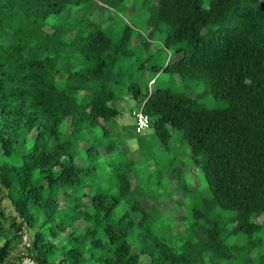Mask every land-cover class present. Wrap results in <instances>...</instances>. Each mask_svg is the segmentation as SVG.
I'll return each instance as SVG.
<instances>
[{
  "label": "trees",
  "instance_id": "obj_1",
  "mask_svg": "<svg viewBox=\"0 0 264 264\" xmlns=\"http://www.w3.org/2000/svg\"><path fill=\"white\" fill-rule=\"evenodd\" d=\"M127 1L0 0V186L20 218L17 238L32 232L21 255L38 264H264V0ZM137 3L150 35L165 27L173 48L154 67L228 103L207 108L199 95L127 85L154 147L169 150L180 131L209 192L195 205L191 185L177 192L171 209L191 203L188 216L171 214L186 222L180 251L157 236L158 208L134 180L147 135L133 120L138 147L120 149L113 122L115 65L131 55L132 26L114 41L105 14ZM173 170L178 187L185 173ZM12 249L0 237V264H11Z\"/></svg>",
  "mask_w": 264,
  "mask_h": 264
},
{
  "label": "rangeland",
  "instance_id": "obj_2",
  "mask_svg": "<svg viewBox=\"0 0 264 264\" xmlns=\"http://www.w3.org/2000/svg\"><path fill=\"white\" fill-rule=\"evenodd\" d=\"M132 2L133 0H128L127 5L131 6ZM75 15L80 16L81 11H76ZM105 18L107 22H104V30L114 41L120 38L125 26H132L130 37L131 55L123 57L121 62L115 65V71L118 74L112 83L116 97L111 104L120 112L113 121L116 125L115 133L119 135L117 139L120 142V149L124 146L131 150L138 147L136 139L131 137L129 131V127L133 124L131 113L137 108L134 99L127 93V85L134 81L143 91L150 92L158 87L170 88L175 92H186L193 97L199 95V104L207 108L223 109L227 107L228 103L224 100L215 99L203 83L195 84V82L176 75H169L162 72L160 68L156 69L154 67V65L163 64L166 56L173 53V48L168 49L164 46L165 27H161L152 36L150 35V28L146 26L147 12L141 9L138 3L135 4L134 8L130 7L121 12L110 9L106 12ZM53 19L50 18V20ZM65 75L63 70L58 74L59 78H64ZM70 121L71 117L64 120L61 125L63 130H70ZM142 134L147 135V137L140 151L141 157L136 158L138 168L134 174V180L137 182V187L144 191L154 203V206L158 208L161 217L157 218V224H155L157 236L175 250L180 251L181 239L185 235L186 222L183 225L180 222L175 223L171 214H175V219L179 218L183 212L188 216L191 203L190 199L186 198L184 200L187 204L185 211L183 208L171 209L172 203L178 199L177 192L183 191V184L191 185L195 189V198L192 200L194 205L202 197L208 196L209 192L200 168L191 162V150L181 137L180 131H172L169 150H165L163 145L154 147L155 139L152 136V130H147ZM77 141L78 143L81 142L79 139ZM9 159L18 162L15 156ZM2 161L3 157L0 158V163ZM148 161L153 162V165L150 163L147 165ZM172 170L173 172L181 170L185 173L183 177H180L181 185L178 187H176L177 182L175 179L168 175ZM168 193L171 194L172 199L164 202L169 198ZM59 199L64 205L63 198L60 196ZM258 220L261 221L262 218ZM19 221L20 218L6 196V190L0 186V237L12 242L13 249L9 257L11 264H22L25 257L24 254V256L21 255L23 246L28 245L29 236H32V232H29L24 234L21 241L17 238L16 228ZM20 256L22 257L21 260Z\"/></svg>",
  "mask_w": 264,
  "mask_h": 264
},
{
  "label": "built area",
  "instance_id": "obj_3",
  "mask_svg": "<svg viewBox=\"0 0 264 264\" xmlns=\"http://www.w3.org/2000/svg\"><path fill=\"white\" fill-rule=\"evenodd\" d=\"M136 133H144L149 130V118L142 112H132ZM22 264H38L33 258L25 255Z\"/></svg>",
  "mask_w": 264,
  "mask_h": 264
}]
</instances>
